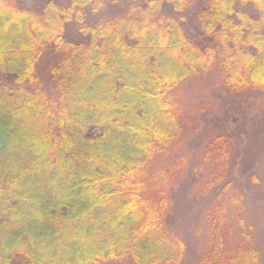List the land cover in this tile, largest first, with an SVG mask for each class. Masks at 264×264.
I'll return each mask as SVG.
<instances>
[{
	"label": "trees",
	"instance_id": "obj_1",
	"mask_svg": "<svg viewBox=\"0 0 264 264\" xmlns=\"http://www.w3.org/2000/svg\"><path fill=\"white\" fill-rule=\"evenodd\" d=\"M210 72L264 94V0H0V264H180L173 171L152 163L178 140L177 90ZM227 187L194 264H261Z\"/></svg>",
	"mask_w": 264,
	"mask_h": 264
},
{
	"label": "rangeland",
	"instance_id": "obj_2",
	"mask_svg": "<svg viewBox=\"0 0 264 264\" xmlns=\"http://www.w3.org/2000/svg\"><path fill=\"white\" fill-rule=\"evenodd\" d=\"M217 77L210 72L177 90L178 140L152 163L155 168L173 171L169 191L172 206L166 224L186 246L180 264H194L201 247L195 230L201 226L205 211L214 205L223 202L229 211V201L218 199L228 184L229 194L243 196L244 218L253 228V242L264 264V94L246 90L244 96H233ZM217 137L227 141L228 154L223 161L219 148L208 150ZM215 177H223L221 184L214 183ZM238 234L234 231V240Z\"/></svg>",
	"mask_w": 264,
	"mask_h": 264
}]
</instances>
